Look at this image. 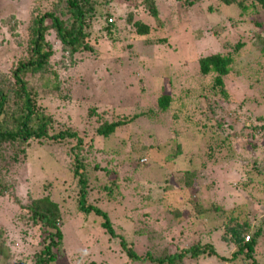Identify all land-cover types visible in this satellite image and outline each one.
I'll list each match as a JSON object with an SVG mask.
<instances>
[{
  "label": "rangeland",
  "instance_id": "rangeland-1",
  "mask_svg": "<svg viewBox=\"0 0 264 264\" xmlns=\"http://www.w3.org/2000/svg\"><path fill=\"white\" fill-rule=\"evenodd\" d=\"M143 1L111 0L101 8L91 24V54L71 55L50 32L53 53L45 76L27 75L55 131L72 126L87 143L88 203L109 214L117 238L105 232L101 218L79 212L70 145L0 143V231L5 238L0 264H34L47 234L32 227L29 208L47 198L60 208L57 226L63 233L54 264H158L130 260L119 236L148 259L178 253L201 238L228 261L205 254L187 256L181 264H246L242 256L230 260L239 246L224 230V212L213 205L248 218L252 232L264 229V170L250 172L258 181L249 186L241 182L249 176L243 166L251 162L250 171L264 156V10L250 7L244 13L219 0L192 6L185 0H157L156 20ZM52 9L53 0H0V82L28 55L35 17ZM107 12L115 23L112 36L99 30ZM136 23L150 26V34L140 36ZM215 54L234 59L224 79L228 98L211 89L214 74L200 73V59ZM164 91L173 97L166 112L158 106ZM238 113L242 121L231 131L242 129L245 135L231 142L220 134L221 127L228 130L223 122ZM132 119L108 138L97 134L105 122ZM250 137L255 150L241 151ZM179 145L183 155L173 160ZM229 158L234 162L226 163ZM145 159L148 163L140 166ZM105 169L109 174L101 172ZM178 169L198 174L196 191L181 189ZM190 196L211 211L195 215ZM258 241L256 258L264 264V235Z\"/></svg>",
  "mask_w": 264,
  "mask_h": 264
},
{
  "label": "trees",
  "instance_id": "trees-1",
  "mask_svg": "<svg viewBox=\"0 0 264 264\" xmlns=\"http://www.w3.org/2000/svg\"><path fill=\"white\" fill-rule=\"evenodd\" d=\"M100 1L101 0H53L54 9H52V11L35 17L33 20L35 28L28 55L15 64L11 76L6 79L5 83L0 82V143H11L16 145L19 143L29 144L33 142L42 144L48 141H53L57 144L66 143L70 145V155L73 160L71 167L72 175L73 178L77 180L79 186L77 202L79 212L87 217L94 214L101 218V227L109 236L117 238L109 214L101 210L99 207L88 203L89 167L88 159L84 156L86 155L84 153V148H87V143L84 142L81 134L72 126L64 130H59L58 132L55 131V128H53L54 119L48 115L49 113L39 104V93L35 88L30 86V83L27 80V75L32 73H41L45 76L44 72L50 64V57L53 53L50 43L47 41V36L50 32L55 34L61 48L71 55L87 52L90 54L94 53L95 49L91 44V24L94 20H97L101 8L108 7L111 2V0H103L102 3ZM185 1L192 6L200 0ZM143 2L150 15L156 20H159L160 6L157 0H144ZM219 2L227 6L237 5L244 13H246L250 7H259L264 10V0H219ZM249 3H251V5H248ZM103 18L104 24H100L99 30L105 31L112 36V29L115 28V23L111 12H107V14L105 13ZM130 18H132V16ZM134 26L140 36L149 35L151 32V28L148 25L136 23ZM243 45L244 44H238L237 46L240 47ZM199 65L200 73L202 75H215L214 86L211 89L217 90L221 96L228 98L229 95L225 88L224 79L228 77L232 71V66L234 65L233 57L230 55L215 54L200 59ZM43 76L42 78H44ZM172 104L173 97L171 92L164 91L158 100L160 110L166 112ZM237 115L238 116L235 118L230 117L228 121L226 120L223 122L225 123L223 125L228 124L229 131L221 127L220 134L226 136L228 140L231 139V142L237 138L236 135L241 137L245 135L242 129L238 131L239 134H233L231 131L232 127L236 128V126L239 125V122L241 123L242 121L239 117V113ZM132 121L133 119L130 121L120 120L110 123L105 122L97 129V134L101 138H108L121 127L131 124ZM256 134L257 132H255V135ZM255 135L251 133L252 138ZM251 137L248 138L249 140H244L243 145H241V151L252 153L251 151L255 150V145L249 142L252 140ZM182 151V147L179 145V153L175 154L173 160H176L179 155H183ZM228 162L233 163L234 159L227 160L226 163ZM140 163V166H143L144 164L146 165L148 160H141ZM250 163L251 162L248 161V163L243 166L244 172L249 175L246 178L247 181L244 180V177H241V182H243L242 184L245 187L258 181L250 175L252 174L250 172L259 174L264 170V156L260 158L259 162L254 161L251 164V170L247 171L250 167ZM101 172L109 174L106 169L101 170ZM178 172L180 178H182L180 183L181 189H193L196 191L201 180L198 174L189 171V169H178ZM115 173L117 174L116 169ZM112 181H114L115 185V180ZM104 189L108 190L109 188L105 185ZM3 193L4 191L2 190V187H0V197ZM196 197L194 198L193 196H190L189 201L197 212L195 215L201 217L203 214L210 212L211 208L209 210L205 209L202 201L196 199ZM213 208L215 211L224 212V230L230 234L234 243L239 246L238 251L233 254V258L230 260L236 261L242 256L244 258L243 260H246V264H258L256 249L259 243L258 240L264 235L263 227H258L252 232L250 231V220L248 218L243 220L240 214L238 216L235 214V210L232 212H229V210L226 211L222 205L218 206L214 203ZM29 210L31 212L30 218L33 222L31 224L32 227L40 226V228L45 229L47 234L43 240V242L46 243V247L36 254L33 263L54 264L58 259L56 251L60 249L63 241L62 230L57 226L58 221L61 219L60 208L58 204H55L47 198L40 202L34 201ZM250 232L253 234L252 236L250 235V241L246 242L244 237ZM2 235L3 232L0 231V247L1 245H4L5 242V238L1 239ZM119 237L122 239V245L127 257L130 260L137 262L144 263L149 260L158 264H181L183 259L187 256H190L192 259H199L205 254L208 258L217 256V258L221 260L228 261L226 258L219 256L212 246L203 245L200 241L201 238L193 240L189 247L186 246L178 253L170 254L169 256L160 259H155L148 255V259L136 254L133 248L127 244L126 240L122 236ZM1 252L2 249L0 248V253Z\"/></svg>",
  "mask_w": 264,
  "mask_h": 264
},
{
  "label": "built area",
  "instance_id": "built-area-1",
  "mask_svg": "<svg viewBox=\"0 0 264 264\" xmlns=\"http://www.w3.org/2000/svg\"><path fill=\"white\" fill-rule=\"evenodd\" d=\"M245 241L246 242L250 241V235L246 237Z\"/></svg>",
  "mask_w": 264,
  "mask_h": 264
},
{
  "label": "crops",
  "instance_id": "crops-1",
  "mask_svg": "<svg viewBox=\"0 0 264 264\" xmlns=\"http://www.w3.org/2000/svg\"><path fill=\"white\" fill-rule=\"evenodd\" d=\"M210 233H212L211 231H210ZM212 235V234H211Z\"/></svg>",
  "mask_w": 264,
  "mask_h": 264
}]
</instances>
